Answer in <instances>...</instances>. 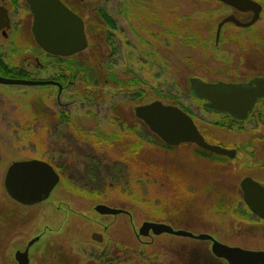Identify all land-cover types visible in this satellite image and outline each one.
Listing matches in <instances>:
<instances>
[{"label": "rangeland", "instance_id": "374dc122", "mask_svg": "<svg viewBox=\"0 0 264 264\" xmlns=\"http://www.w3.org/2000/svg\"><path fill=\"white\" fill-rule=\"evenodd\" d=\"M68 1L86 17L87 28L102 25L97 17L101 7L116 20V29L98 31L100 40L83 52L98 71L111 75L103 80L101 96L93 95L90 74L75 79L61 97L57 86L0 84V264H15V252L38 235L42 239L31 247V264H104L102 252L112 258L107 247L113 243L139 246L119 226L102 229L107 245L91 239L100 228L93 212L100 202L128 209L135 222L143 215L165 221L196 213L204 220L202 228L218 239L264 249V222L246 210L239 185L248 175L264 184V103L232 125L205 111L189 91L192 76L211 82L264 75V0H255L263 10L254 27L230 24L219 41L217 25L233 12L217 0H85L80 8L79 2ZM18 9H27V3L21 0ZM31 27L27 21L19 36L0 35V48L11 54L6 62L12 69H24L33 79H51L56 68L43 64L46 55ZM189 34L201 42L186 44ZM10 72L4 77L23 78ZM135 78L140 83L134 86L123 82ZM141 91L147 93L142 101ZM156 100L183 106L208 142L239 148L238 155L229 159L202 154L195 144L169 148L161 143L134 113L139 104ZM34 158L54 166L61 174L59 184L45 202L21 205L5 190V172L14 161ZM125 220L129 217L101 219L120 225ZM148 249L113 264H168L164 246Z\"/></svg>", "mask_w": 264, "mask_h": 264}, {"label": "water", "instance_id": "95a60500", "mask_svg": "<svg viewBox=\"0 0 264 264\" xmlns=\"http://www.w3.org/2000/svg\"><path fill=\"white\" fill-rule=\"evenodd\" d=\"M238 11L253 12L254 16L249 22H242L234 14L219 23L218 36L224 24L233 22L241 27H250L261 17L262 4L255 0H219ZM34 15L32 22V35L37 45L48 54L57 56H72L89 47L85 23L74 11L68 8L61 0H27ZM6 13V12H5ZM8 19L6 16L5 21ZM0 30L10 28V23L2 24ZM0 84L41 86L60 83L55 80H37L24 78H6L0 75ZM192 96L203 101V108L210 113L227 114L232 118L245 121L255 111L257 104L264 100V76H255L243 82H228L225 80L208 82L200 77L190 78ZM135 115L148 126L155 135L169 146H179L182 143L196 144L213 154L236 157L234 149L218 144L209 143L200 133L194 119L182 108L165 104L161 100L140 104L135 108ZM4 185L8 196L21 205L35 206L46 201L59 184L60 174L47 161L30 159L14 161L5 172ZM243 201L251 212L264 220V184L253 177L243 178L239 183ZM96 211L104 214H119L121 210L110 208L100 203ZM153 228L157 233L165 231L174 232L169 226L159 223H145L144 229ZM184 236H193L188 231H177ZM97 237L94 235V238ZM199 239L212 240L211 250L219 259L226 260L228 264H264V249L253 250L237 246H228L213 239L210 234H200ZM102 241L101 235L95 238ZM39 240H31L25 251L18 250L15 259L18 264H30V247Z\"/></svg>", "mask_w": 264, "mask_h": 264}, {"label": "flooded vegetation", "instance_id": "af4514ba", "mask_svg": "<svg viewBox=\"0 0 264 264\" xmlns=\"http://www.w3.org/2000/svg\"><path fill=\"white\" fill-rule=\"evenodd\" d=\"M20 1L19 0H0V26H3L2 24H6V23H10V25H11L10 28L0 30V35L3 36L5 39H7V38L10 39L9 35L11 32H13V37L15 35L19 36V28H21L23 25H25L27 21H33L34 20V15L30 10V5H29V3H27V0H24L25 3H27V9H24V10L18 9V6L20 5ZM61 1H63V3L68 8H70L79 17H81L83 19V22L85 23V32L87 34V41L90 44L89 34L87 32L88 21H86V17L84 15H82L81 11L78 10L77 7L72 6L68 0H61ZM71 1L79 2L77 5L80 8V7L84 6L83 3L85 0H81V1L71 0ZM227 7L231 8L233 13H230V14H235L239 21L249 22V21H251L252 17L254 16L252 11L251 12H242V11L239 12L231 6H227ZM29 13H30V17L28 16ZM6 16L8 17V19L5 21ZM246 17H248L247 20L243 19ZM258 21H256L250 27H243V26H241V27L246 28V29H250L251 27H254ZM230 24L235 25L233 22L227 23V24L223 25L222 30L224 29V27H226ZM235 26H237V25H235ZM237 27H239V26H237ZM241 27H239V28H241ZM31 30H32V27H31ZM222 30L220 31L219 35H221ZM31 34H32V32H31ZM216 37H217V41H219L220 36H218V28H217ZM15 41H17V40H15ZM38 47L40 48L41 52L44 53V55H46V57H47L48 54L40 46H38ZM82 52H84V51H82ZM82 52H80L78 54H81ZM10 55L11 54H9L7 56L6 52L4 51V48H0V75L3 77L5 76L6 72L9 70L7 68L12 69L6 62V59H8V58L10 59V57H9ZM52 56H57V55H52ZM38 62L39 61L37 59L36 60V63L38 64L37 66L41 67V69H42V67H43L42 62L41 63H38ZM255 76H264V75L263 74H254V75L250 74L249 76H246L247 78L243 77V79H241V80L237 78V79H234L233 81L243 82V81L251 80ZM48 80H51V79H48ZM224 80H226V79H224ZM228 81H231V80H228ZM233 81H231V82H233ZM54 86H57V85H54ZM61 87H62L61 89L59 88V95H58L59 97H61V95L63 94V91L67 90V87H65L63 85ZM260 103H264V100L259 102V104ZM230 149H232V148H230ZM234 150H236V152L238 153L239 148H236ZM248 176H250V175H248ZM248 176H246V177H248ZM258 182H260V181H258ZM100 203L106 204L110 208L112 207V208L121 210L122 213L111 214V215L99 213L98 211H96V206L99 205ZM100 203L95 205L94 209H93V212H95L98 215V217L100 218L99 220L95 221V223L98 224V226H100V228L92 231L91 239L95 243H97L98 245L102 246L103 244H106L105 234H104L106 231L104 232L102 229H106L108 231L109 228H112L114 226L115 227L119 226V228H123V231L125 230L126 233H132L135 236L134 241L136 243H138V245H139V246L134 245V244L130 245L128 242L127 243H124V242L123 243H120V242L113 243V246L107 247L108 250L110 252H112V254H111L112 258H109V255L102 252V255L106 256L107 259L109 260V264H113L114 261L117 262V259H122V258L124 259L126 257V255L134 256V255H138L139 252L145 253V250H149L148 247H150V249H153V247H155V249H157V248H163V246L165 248L164 250L166 252L168 264H207L206 259H208V258H209V260L213 261L212 264H228L226 260H223L221 258L219 259L218 257H216L214 255L213 251L211 250V246L213 244L212 240H210V239H208V240L199 239L198 236L200 234H207V235L210 234V236H212L213 239L217 240L218 242L220 241V242H222L228 246H230L231 244L227 243V241L225 242V241L218 239L216 237L217 236L216 233L202 228V224H203L204 220L201 216H198V215L195 216L194 214H196V213L186 212V214L171 215L173 217V219L169 220V218L168 219L166 218L165 221L159 220L156 218L151 219L149 216L143 215L144 217L139 220L141 222L138 223L139 221L135 222V220H134L133 212L129 211L128 209L123 208V207L120 208L117 206H113L112 204L110 205V204L103 203V202H100ZM246 210L249 212V214L254 215L248 207ZM122 216H128L129 217L128 222H127V220H125V221H123L125 223H123L122 225L117 224V222H111V223L108 222V224H104L101 221V219L105 218V217L113 218L115 220V218L117 219L118 217H122ZM166 216H164V217H166ZM256 220L261 221L263 219L257 217ZM263 222H264V220H263ZM145 223L165 224V225L169 226L172 230H174V232L165 231L163 233L162 232L157 233L153 230V228H148V229H144V231H143L144 234H142L140 232V230L144 226ZM177 231H185V232L188 231L193 236L180 235L177 233ZM94 235H96L97 237H99V235H101L102 241L99 242L98 240H96L95 238H97V237L94 238ZM38 237H39V241H40L42 239L41 235H38ZM109 244H110V242H109ZM231 246H233V245H231ZM26 249H24V250H26ZM24 250H22V251H24ZM16 252H15V254H16ZM15 254H14V259H15ZM151 254H154V253H151ZM15 264H18V262L16 261Z\"/></svg>", "mask_w": 264, "mask_h": 264}, {"label": "trees", "instance_id": "16d2710c", "mask_svg": "<svg viewBox=\"0 0 264 264\" xmlns=\"http://www.w3.org/2000/svg\"><path fill=\"white\" fill-rule=\"evenodd\" d=\"M127 2H130V1H133V0H126ZM97 17L101 20H103V23L101 26L97 28L95 27H92V28H88V34H89V39H90V45H92V41L94 42L95 41H98L100 40V35L101 33L99 32L98 34V31H105V29L109 28L111 30L113 29H116V20L113 19V17H111V15L109 14V12L104 8V7H101V8H98L97 9ZM89 27V26H88ZM194 36H196L194 34ZM193 36H191V34L188 35V37H185L184 36V42L186 44H191V45H197L199 42L201 41H195V40H191ZM108 39V42L110 43L109 44V47L113 46L114 45V41H112V39L110 38H107ZM95 44V42L93 43ZM202 44H204L202 42ZM96 46V45H95ZM106 46V44L104 45ZM90 48V47H89ZM92 49V48H91ZM93 52V50H92ZM43 64H49V66H54L56 68V71H55V75L51 76V79H54L58 82L61 83V86H65V87H69L68 85L70 83H72L75 79H78V77H80L81 75H86V78L89 77V74L91 75V78L88 79L92 85V90H93V95H100V94H97L99 93L100 91H102V89L105 87L104 85V79L107 78L108 76H110L111 74H102L100 71H98V68H97V64H92L91 62V57L89 54H86V53H81V54H76V55H72L70 57H65V56H52V55H48L46 58H45V62H43ZM7 68V67H6ZM10 70V68H7ZM66 71H69V75L65 74ZM10 73H13L15 76L14 77H23V78H26V79H30L32 78L31 76H29V74L24 70V69H11V72ZM106 75V77H105ZM113 77V79L116 78V76H111ZM120 81L118 79H115V84ZM124 84H128L126 86H134L138 83H140L139 81V78H135L134 80H126V81H123ZM117 85V84H116ZM54 85H50L49 87H53ZM118 86V85H117ZM125 86V87H126ZM157 93V96L158 97H165L166 99H172L174 98L173 96L169 95V96H164L162 93L160 92H156ZM101 96V95H100ZM139 98L142 100L145 99V97L147 96V93H145L144 91H141L140 92V95H138ZM170 104H175L179 107H182L185 111L186 109L183 107V106H180L178 103H172L170 102ZM187 112V111H186ZM190 113V112H189ZM219 115V114H218ZM223 117V119H225L226 121H230V123L232 125L234 124H237V123H242L243 121H240V120H237L236 118H232L230 115H227V114H224V115H220ZM143 123V122H142ZM217 126H221L223 127V125H221V123H216ZM230 125V126H232ZM148 129V127H147ZM152 134V132H151ZM154 135V134H152ZM155 136V135H154ZM161 143H163L161 141ZM168 147V146H167ZM173 147V146H172ZM169 146V148H172ZM202 154L206 153V154H211V155H214V156H220V157H224V156H221V155H218V154H212L210 152H208L207 150H203L201 149L200 147H197ZM227 157V156H226ZM224 157V158H226ZM229 158V157H227ZM230 159V158H229ZM103 258L106 257L104 255H102ZM104 264H109V260L106 258L105 261H103Z\"/></svg>", "mask_w": 264, "mask_h": 264}]
</instances>
